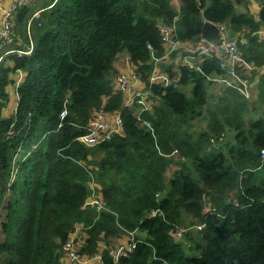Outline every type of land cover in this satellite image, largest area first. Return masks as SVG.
Returning <instances> with one entry per match:
<instances>
[{
  "label": "trees",
  "instance_id": "1",
  "mask_svg": "<svg viewBox=\"0 0 264 264\" xmlns=\"http://www.w3.org/2000/svg\"><path fill=\"white\" fill-rule=\"evenodd\" d=\"M249 1L52 0L39 17L30 6L16 12L12 44L25 50L20 34L31 52L0 62V264H64L79 226L82 255L104 241L106 264L109 239L121 236L133 247L119 264H264V72L253 104L237 87L212 102L208 77L221 69L205 58L200 71L181 67L190 94L153 84L147 101L159 102L138 117L113 80L127 52L148 85L165 53L161 22L192 42L217 40L226 24L249 40L242 59L254 80L264 68V0L257 16L238 10ZM18 71L26 75L16 84ZM11 84L18 100L6 116ZM101 111H120L122 131L88 147L78 137ZM91 182L102 211L89 203ZM187 219L205 224L186 234L191 253L174 236Z\"/></svg>",
  "mask_w": 264,
  "mask_h": 264
},
{
  "label": "built area",
  "instance_id": "2",
  "mask_svg": "<svg viewBox=\"0 0 264 264\" xmlns=\"http://www.w3.org/2000/svg\"><path fill=\"white\" fill-rule=\"evenodd\" d=\"M30 4V0H12L9 7L4 10L3 21L0 27V47L10 44L14 41L16 34L14 30V20L16 12ZM40 11L33 14V17H39ZM31 21L27 25V32L30 33ZM220 36L217 40H207L201 39V45H195L192 41H183L176 36V27L174 25H166L165 23H160L162 40L165 45V53L162 57L154 60L164 59L173 53L180 54V69L181 67H187L193 71H200L201 63L197 62V58H217L221 72H228L229 74L237 73V66L251 68V63H246L242 59V47L248 45L249 40L246 37L239 36L235 34L226 24L219 26ZM15 52L18 54H29L31 48L27 50L13 49L6 52L9 54ZM4 55H0V62L2 61ZM221 72H213L209 74L208 81L220 83L222 85L227 84L228 87H237L244 95L245 86H242L239 81L227 79ZM141 76L137 71V66L135 64L129 67V71L124 73H118L114 79V87L125 95V106L131 108L137 103L141 105L139 112H137V117L140 115L142 110L149 109L148 98L152 94V86L154 83L149 82L144 90L138 89V83L140 82ZM226 86V85H224ZM154 96V95H153ZM66 114L65 111L62 112V116ZM143 125L150 126L151 123L148 120H144ZM87 132L78 137L79 141L84 143L88 147L97 146L103 141L110 140L115 134L122 131V118L119 114H114L111 118L108 117L107 112L101 111L96 114L95 119L87 128ZM216 144L215 139H211V146ZM261 157L264 160V149L261 151ZM92 183L91 205L96 206L98 211L105 209L103 202L99 199L98 193L95 191V182ZM234 197L233 194L230 195L229 199ZM205 204L209 210L216 211V207L208 199L205 200ZM156 212H153L155 214ZM204 223L198 221L193 224L195 230H201L204 227ZM181 228L179 227L178 230ZM177 230V232H178ZM176 232V233H177ZM82 243L79 242L76 237L71 238L65 244L63 251L65 257L69 258L71 262L81 263L86 257L81 253ZM131 243V242H130ZM132 243L129 247H124L123 245L112 247L109 251V255L112 258V263L119 264L120 258L127 254L132 249ZM70 262V263H71ZM102 264H106L104 261Z\"/></svg>",
  "mask_w": 264,
  "mask_h": 264
},
{
  "label": "crops",
  "instance_id": "3",
  "mask_svg": "<svg viewBox=\"0 0 264 264\" xmlns=\"http://www.w3.org/2000/svg\"><path fill=\"white\" fill-rule=\"evenodd\" d=\"M11 1L12 0H0V27H1L2 21H3L4 10L9 7ZM173 1L177 7L180 6L181 0H173ZM50 2H52V0H30V4L28 6H30L34 10V12H37V11H41L42 8L47 6V4H49ZM260 8H261V3L259 1L250 0L248 7L245 6V7H242L241 10H239V9L238 10L244 11V12L250 11L252 14L257 16ZM235 34L239 35L238 33H235ZM262 37L264 38V31L262 32ZM16 44L18 45L17 46L18 48H24L26 50L29 48L28 43L26 42L25 39H23L21 37L20 34L17 35ZM194 44L195 45H201V42L196 41V42H194ZM10 49H15V47L12 43L0 47V55H4V57L7 56L8 54H6V52L9 51ZM180 58H181L180 54L173 53L169 56H166L164 59L157 60V63H155V68H154L153 72L149 75L148 83L153 82L154 84H162V85L174 84L176 87H179L181 90H183L187 93L186 87L189 85H186V84H183L180 82V74H181ZM202 61H204V59L197 58V62H202ZM133 64L134 63L131 61L130 56L127 52L121 53L116 60V64H115L116 73L115 74H118L121 72H124V73L128 72L129 67ZM251 71L252 70L249 67H242V69L237 70L236 74H234V73L229 74L228 72H221V73L224 74L225 78H227V79L232 78V80L239 81V83L245 87H247L248 83H250V82L252 83L255 80V78H258V81L256 82V84L254 86H252V87H254V90H253L254 97L251 100V102H254L257 99V94L259 92V89L257 88V85L260 81V75L259 74L264 72V68L261 69L260 72H257V75L254 77V80H252V81H250L251 76H252ZM25 75H26L25 72L18 71L15 74H13L12 77L16 81V84H17L24 79ZM115 77H116V75L113 76V80L115 79ZM146 84H147L146 82L140 81L138 83V89L144 90V88H146L145 87ZM224 85H226V86H224ZM224 85H222L220 83L208 81V92H209L210 98L219 97L220 95H223L224 92L226 91V89L229 88L227 86V84H224ZM8 90L10 93L11 100L15 99V104L12 108V110L15 111L16 105H17V100H18V96L16 93V85H13V84L9 85ZM190 91H191V88H190ZM158 102H159L158 98L152 97L151 99H149L148 105H149L150 112H152L153 106L158 104ZM123 106H125V95L123 98ZM140 106L141 105H139L137 103L134 105L133 109H134L136 114H137V112H139V110H141V108H139ZM6 110H7V108L4 109L3 113L6 116L10 115L11 112L9 114H6L5 113ZM115 113L120 115V111H109V112H107L108 117H110V118ZM227 138L232 139L233 138L232 133L229 132L226 139ZM173 169H175V165H173ZM141 234L146 235V232H142ZM74 237H77L79 242H81V238H85V233L80 228V226L77 228V231L75 232ZM109 240L113 241V244H112L113 247L120 246V245H123L124 247H129V245L131 244L130 243L131 241L128 240V238L124 237V236L117 237L114 239H109ZM106 248H107V246H106L105 242L103 241L99 245V252H97L96 254L89 256V257L86 256L82 260L81 263L71 262V260L67 257L63 258L64 259L63 262H64V264H102L104 261L102 253Z\"/></svg>",
  "mask_w": 264,
  "mask_h": 264
},
{
  "label": "rangeland",
  "instance_id": "4",
  "mask_svg": "<svg viewBox=\"0 0 264 264\" xmlns=\"http://www.w3.org/2000/svg\"><path fill=\"white\" fill-rule=\"evenodd\" d=\"M242 7H244V6H240V7H238V9L239 10H241V8ZM260 11V10H259ZM115 75H117V74H115ZM252 86H254V85H252L251 84V82L250 83H248L247 84V87L244 89L245 90V97H247V99H248V101H249V103L250 104H253V102H251V100L253 99V97H254V95H253V90H254V87H252ZM192 86L191 85H189V86H187L186 87V90H187V94H190V88H191ZM256 91V90H255ZM256 93V92H255ZM218 97H213V98H211V100H212V102L213 101H216V100H218L217 99ZM210 100V101H211ZM14 104H15V99H12L11 100V98H10V101H9V105L7 106V110L5 111V113L6 114H9L10 112H11V114L14 112L13 110H12V108H13V106H14ZM12 110V111H11ZM10 114V115H11ZM10 115H7V116H10ZM254 115V114H253ZM246 118H247V115H246ZM195 123H196V127L197 128H202L203 126H204V119H201V118H199V119H197L196 121H195ZM228 139H230V138H227V140ZM170 171L171 170H169V172L167 173V176L169 177L170 175L169 174H171L170 173ZM187 221V223H185V224H182L181 225V229L180 230H178V232L177 233H175V238H176V240L177 241H179V242H181L183 245H184V247H185V249H186V251H187V253H191L192 252V250H191V245H190V241H189V239H188V236L186 235L187 234V232L190 230L191 232H192V234H194L195 233V229L194 230H191L193 227V225H190V221L187 219L186 220ZM190 231H189V233H190ZM187 237V238H186Z\"/></svg>",
  "mask_w": 264,
  "mask_h": 264
},
{
  "label": "water",
  "instance_id": "5",
  "mask_svg": "<svg viewBox=\"0 0 264 264\" xmlns=\"http://www.w3.org/2000/svg\"><path fill=\"white\" fill-rule=\"evenodd\" d=\"M258 81V78H255V80L251 83L252 85H255L256 82ZM230 130V129H229Z\"/></svg>",
  "mask_w": 264,
  "mask_h": 264
}]
</instances>
